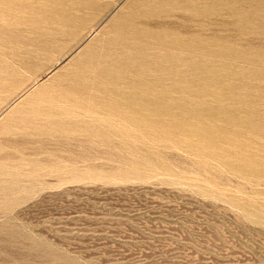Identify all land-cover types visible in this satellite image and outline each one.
<instances>
[{"label": "rangeland", "instance_id": "obj_1", "mask_svg": "<svg viewBox=\"0 0 264 264\" xmlns=\"http://www.w3.org/2000/svg\"><path fill=\"white\" fill-rule=\"evenodd\" d=\"M135 1L0 0V72L17 75L0 88V124L37 89L84 69L90 48L109 44L107 30L120 18L126 23ZM222 1L203 9L197 22L191 19L198 5L142 19L155 38L187 25L182 35L201 42L197 52L166 49L168 40L149 46L153 63H166V53L167 67L184 64L181 76L162 75L144 58L125 62L129 74L119 83L126 92L134 91L133 82L140 92L141 81H164L155 93L170 104L148 131L130 128L132 140L99 117L59 118L66 127L87 123L81 139L96 133L125 147H101L84 161L56 135L47 136L50 150L40 159L27 156L53 160L56 173L37 178L34 192L0 214L1 227L27 233L23 264H264V0ZM136 3V11L148 7ZM61 18L69 21L58 25ZM178 78L186 82L181 91ZM13 260L9 264H20Z\"/></svg>", "mask_w": 264, "mask_h": 264}, {"label": "bare ground", "instance_id": "obj_2", "mask_svg": "<svg viewBox=\"0 0 264 264\" xmlns=\"http://www.w3.org/2000/svg\"><path fill=\"white\" fill-rule=\"evenodd\" d=\"M141 1L143 6H148L145 8L146 10L143 8L140 11H136V2H138V0H136L135 3L133 2L134 4L131 6L132 12L124 15L126 23L121 24L120 18L115 20L110 29L107 30L106 34L109 38H111L110 42L108 41L109 44L106 45V42V46H101L102 48L99 50H96V47L90 48L89 54L91 53L92 58L89 57L90 59L88 60L91 61L88 62L89 64H86L87 66L85 65L86 67L84 69H76L77 72L75 73L69 72L70 74H73V76L69 73L66 75L69 79L66 77L65 79H62L61 75V77L57 76V78L52 81L51 86L37 89L31 94L29 100H26L15 110L13 109L14 111L0 124V214L4 211L6 212L7 210H11L15 202L23 199L25 195V197H27L29 193L34 192V183L38 181L37 178L40 181V177H47L56 173V162L53 163V160H39L36 163L35 161L27 158V156L31 155L35 156V158L39 157L50 150L52 142H49L50 139L48 140L47 136H51L56 139L57 135L59 139H66L67 143L65 144L70 148V150L68 149V153L70 152L72 155L73 153L77 154L79 159L84 161L92 160L94 156H92V154H97L98 152L96 151H99L98 149L101 147L111 146L117 150L125 147L118 144L114 145L115 143L112 144V142H108L109 140H104L103 135L96 136V133L95 135L89 136L88 140L85 135L84 139H81L82 137L80 136H83V134L88 132L87 123L85 124L84 122V126L81 127L80 125L78 126L75 124L66 127L62 125L64 124L62 121H57V119L68 118L70 120H80V118H93L94 116L97 118L99 117L101 124L104 127H113L123 134L126 132L128 135L127 137H130L129 139L133 140L134 133L130 131V128H134V132L148 131L151 128V123H153L152 121L154 118L166 116L170 100L167 101L166 98L165 101L161 103V98H157L159 94L155 93L158 86L163 84L164 81L160 79L150 85L141 81L140 92H137L138 90L136 85L138 84L135 85L133 82V85L130 88L131 90L134 89V91L128 92L127 90L126 92L123 85L121 86L119 83V81H122L123 79L125 80L126 75L129 74L128 68H125V62H129L132 59L142 60V58H144V65H147L149 68L152 67V65H155L162 75L177 74L178 76H181L185 70H183L184 64L176 66L173 65L171 68L169 66L171 63H168L169 58L166 53H163L164 56H167L165 57L166 63H153L149 58V52L151 51V47L149 46H152L153 44L156 45V42L163 45L165 42L164 40H168L169 43L166 42L167 45L164 46L166 49H178L180 52L182 51V53L187 51L189 52L191 50L197 52L200 50L201 42L197 39V36L188 40L182 35V33H187V25L179 26L178 30L180 32L176 31L167 33L164 31L165 33L163 35L160 34L159 38H155L154 32L148 27L149 24L147 23L146 26L141 24L143 18H161L163 15L167 16L172 14V12H175L180 8L191 11L194 7L193 5H198L199 9H195V14L191 19V21L197 22L199 19H202L203 9H215L226 3L222 0ZM227 4L229 6L235 5L233 0H228ZM204 15H206V13ZM67 21L69 20L61 18L58 25H63L64 23L66 24ZM52 23L56 26V19L53 20ZM150 23H154L153 25H155L156 28H163V26H165V24L160 21H150ZM199 32L200 31H195L194 33H197L195 35H198ZM130 42L133 43L130 44ZM138 43H144L146 45L140 46ZM112 55L121 56V59L108 60L107 58ZM30 58H32L31 55ZM96 59H98V61H95ZM177 62L178 61L175 63ZM167 63L170 68L166 66ZM1 69L0 88H4L3 84L5 83L4 81L7 80V76L13 77L17 75L15 71L7 70V68ZM195 70L197 71V69ZM3 74L6 75L5 78L2 77ZM64 80L68 81V83L63 84L62 81ZM18 81L13 82L14 88H17L20 85V82ZM174 83H176L180 91L186 84L185 79L183 80V78H178V81ZM109 86H114L115 89L110 92V89L108 88ZM2 92L6 93L8 90H3ZM96 108H99L105 115L103 116L96 113ZM56 127H59L61 130L56 132ZM16 130H21L23 134L19 132L20 134L18 135ZM118 131L117 133H120ZM95 136L102 140L99 142L94 141L93 139ZM123 136L124 135H121V138ZM73 143H76L77 145ZM54 146L55 148H53ZM54 146L52 147L53 150L56 149V143ZM51 154L56 156V151L51 152ZM72 159L73 158H68V160H70L68 162H73L74 159ZM79 159L77 158V160ZM76 162L77 161H75V163ZM48 165L52 168L51 171L49 170L48 174H42V172L48 168ZM28 167L31 168L29 169ZM27 178H29V180H27ZM74 179L77 180V178ZM27 181H29L30 187L22 186V183ZM38 183L35 184L38 185ZM9 223L11 224V222ZM5 226H7V224L4 225V228L0 226V264H9L12 259L20 264H23V261L26 258L25 256L27 255V233L20 230L21 228L19 230L16 228L14 229L12 225V227L8 226L9 228H5ZM3 232L6 234H3Z\"/></svg>", "mask_w": 264, "mask_h": 264}]
</instances>
